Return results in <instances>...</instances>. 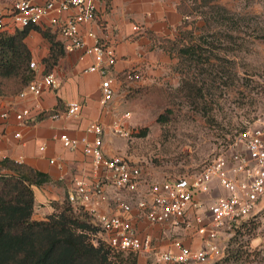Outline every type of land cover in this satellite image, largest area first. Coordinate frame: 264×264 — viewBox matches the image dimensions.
Here are the masks:
<instances>
[{"label":"built area","instance_id":"obj_1","mask_svg":"<svg viewBox=\"0 0 264 264\" xmlns=\"http://www.w3.org/2000/svg\"><path fill=\"white\" fill-rule=\"evenodd\" d=\"M66 13L70 15L63 19L62 15ZM7 17L10 18L11 27L6 21ZM97 20L95 0H44V3L17 0L9 16L0 17V34L35 25L52 30L66 51L80 49L85 56H92L94 64L85 72L102 76L100 104L106 107L116 93L114 80L108 76L117 63L116 50L98 40L89 45L80 35L82 25ZM133 29L140 30L137 26ZM88 36L96 39L92 32ZM30 67L36 71L37 62L32 60ZM123 78L138 81L142 78V72L138 68L131 69L123 74ZM56 86L54 73L36 77L18 97H40L46 88ZM81 111L79 102H71L65 115L76 117ZM30 115L31 111L25 109L15 117L24 123ZM8 116V112L1 114L2 119ZM62 116L54 114L51 117L59 119ZM112 131L121 138L132 139L122 120L112 124ZM104 132L99 122H92L85 137L75 138L62 133L57 139L64 148H82L84 154L91 158L93 180H77L69 201L76 213L88 215L91 224L98 225L101 242L114 251L138 255L155 253L163 264H213L225 255L221 240L223 230L250 219L264 207V112L231 148L209 161L201 171L152 182L143 194L140 192L144 183L142 168L127 155L107 156L103 149ZM41 150L45 151L46 146ZM215 183L228 195L211 203L196 200L198 195L209 194ZM108 186L122 191L129 199L127 202L123 197L117 198L119 211L115 214L98 213L94 205V199L104 195ZM142 222L150 226H167L177 232L181 229L190 231L201 245L193 247L176 237L171 239L168 248L162 250L156 245L154 235L140 227Z\"/></svg>","mask_w":264,"mask_h":264},{"label":"crops","instance_id":"obj_2","mask_svg":"<svg viewBox=\"0 0 264 264\" xmlns=\"http://www.w3.org/2000/svg\"><path fill=\"white\" fill-rule=\"evenodd\" d=\"M17 0H0V17L9 16ZM97 22L82 25L80 35L92 45L98 40L101 44L111 45L117 54V63L108 76L114 80L115 96L106 107L100 104L103 78L99 73H86L94 64V58L85 56L84 51H66L65 56L53 68L57 86L46 88L40 97L0 95V166L4 160L25 163L36 170L48 174L51 182L42 187H34V218L44 220L54 213L53 204L62 203L75 189L77 180L92 181V161L82 148L69 150L57 139L67 133L75 138L87 135V128L92 122H99L105 129L103 149L107 156L127 155L133 162H140L135 157L133 142L115 135L112 124L122 120L132 137L141 116L147 108L158 104L157 97L163 87L178 84L179 75L173 69L174 57L170 52L156 45L151 34L159 39L175 40L184 23V15L179 7L182 0H95ZM44 3V0H38ZM216 4V3H215ZM70 13L62 15L65 19ZM11 27L10 18H6ZM137 26L140 30L134 31ZM14 33L10 31L9 33ZM92 32L95 38L88 34ZM58 38V37H57ZM58 40H60L58 38ZM26 43L37 62V77H43L45 66L42 60L50 54V43L37 31L30 32ZM83 59H81V57ZM138 68L142 78L138 81L124 80L123 74ZM162 101V99L160 100ZM79 102L81 113L76 117L65 115L68 104ZM162 105V103H159ZM25 109L31 111L29 119L21 123L16 115ZM59 111L63 116L53 119L51 116L39 119L44 113ZM8 112L6 119L1 114ZM131 145V146H130ZM46 146L42 151L41 147ZM54 161V163H51ZM144 183L140 192L148 188L147 182L163 181L153 170L143 169ZM228 195L219 184L215 183L209 194L196 197L197 201L211 203ZM128 197L120 190L106 187L105 193L94 199L98 213L115 214L117 198ZM92 216V215H91ZM94 220V217H91ZM140 227L150 231L155 237L156 245L162 250L169 247V236L178 233L167 226H150L142 222ZM185 244L200 247L201 242L192 232H184L181 238Z\"/></svg>","mask_w":264,"mask_h":264},{"label":"rangeland","instance_id":"obj_3","mask_svg":"<svg viewBox=\"0 0 264 264\" xmlns=\"http://www.w3.org/2000/svg\"><path fill=\"white\" fill-rule=\"evenodd\" d=\"M183 2L189 18L175 41L167 45L178 84L163 87L156 96L158 104L147 108L130 140L140 159L136 163L162 178L201 171L231 148L264 112V0ZM197 45L200 50L194 49ZM184 232L181 229L168 239L182 238ZM83 233L94 247L102 244L98 225L93 223ZM221 240L226 264H261L264 207L223 230ZM134 257L112 253L110 260L132 264ZM137 258V264H163L155 253Z\"/></svg>","mask_w":264,"mask_h":264},{"label":"trees","instance_id":"obj_4","mask_svg":"<svg viewBox=\"0 0 264 264\" xmlns=\"http://www.w3.org/2000/svg\"><path fill=\"white\" fill-rule=\"evenodd\" d=\"M215 8L225 9L219 6ZM179 9L185 19L189 18L183 0ZM33 30L39 32L51 45L50 54L42 60L45 66L44 76L53 73V68L66 54L64 44L50 29L33 25L14 33H1V96H19L35 78V72L30 67L33 60L32 53L26 43L27 37ZM150 37L156 45L171 53L167 45L175 40L159 39L153 34ZM194 49L200 50L201 46L197 45ZM54 114H59V111L44 113L39 119ZM51 181L48 174L25 163L8 159L2 162L0 166V264H114L110 260V255L125 253L114 251L103 243L94 247L87 235L83 233V230L93 227L90 218L86 214L76 213L69 197L62 203H54L55 211L46 219L34 218V187H42ZM77 229H81L78 234L73 231ZM130 254L135 255L132 264H137L138 254ZM227 261L228 259H221L213 264H226ZM260 263L264 264V257L261 258Z\"/></svg>","mask_w":264,"mask_h":264}]
</instances>
